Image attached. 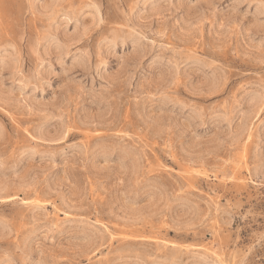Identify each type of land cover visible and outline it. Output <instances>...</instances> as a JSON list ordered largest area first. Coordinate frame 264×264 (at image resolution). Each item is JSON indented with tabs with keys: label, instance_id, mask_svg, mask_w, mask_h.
Instances as JSON below:
<instances>
[{
	"label": "rangeland",
	"instance_id": "1",
	"mask_svg": "<svg viewBox=\"0 0 264 264\" xmlns=\"http://www.w3.org/2000/svg\"><path fill=\"white\" fill-rule=\"evenodd\" d=\"M0 153V264H264V0H0Z\"/></svg>",
	"mask_w": 264,
	"mask_h": 264
},
{
	"label": "bare ground",
	"instance_id": "2",
	"mask_svg": "<svg viewBox=\"0 0 264 264\" xmlns=\"http://www.w3.org/2000/svg\"><path fill=\"white\" fill-rule=\"evenodd\" d=\"M49 13H50V12H49ZM186 29H187V28H186ZM51 32H52V31H51ZM74 37H75V36H74ZM66 39H67V38H66ZM38 48H39V46L37 45V49H38ZM14 66H16V65H14ZM20 66H22V65H20ZM20 66H19V67H20ZM19 67H18V69L20 70L21 68H19ZM15 70H16V69H15ZM21 70H22V69H21ZM21 70H20V71H21ZM4 92H5V91H4ZM256 109H257V108H256ZM256 109H255V111H256ZM252 111H253V110H252ZM242 131H243V130H242ZM239 132H240V131H239ZM52 135H53V134H52ZM0 154H1V153H0ZM4 184H5V182H4ZM1 188H2V187H1ZM2 189H3V188H2Z\"/></svg>",
	"mask_w": 264,
	"mask_h": 264
}]
</instances>
